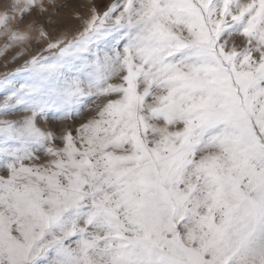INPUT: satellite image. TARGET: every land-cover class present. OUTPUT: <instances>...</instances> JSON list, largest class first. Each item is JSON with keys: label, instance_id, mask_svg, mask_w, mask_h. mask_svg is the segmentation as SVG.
Instances as JSON below:
<instances>
[{"label": "snow or ice", "instance_id": "6c2138e0", "mask_svg": "<svg viewBox=\"0 0 264 264\" xmlns=\"http://www.w3.org/2000/svg\"><path fill=\"white\" fill-rule=\"evenodd\" d=\"M67 7L0 0V264H264V0Z\"/></svg>", "mask_w": 264, "mask_h": 264}, {"label": "rangeland", "instance_id": "374dc122", "mask_svg": "<svg viewBox=\"0 0 264 264\" xmlns=\"http://www.w3.org/2000/svg\"><path fill=\"white\" fill-rule=\"evenodd\" d=\"M63 2V0H62ZM93 0H67L68 7L64 9L62 13L63 21L66 25L65 28L61 29L60 31H68L69 29L74 28L79 24L74 17L76 13H82L87 15V8L86 6L91 5ZM116 0H100L101 7L103 10V5L115 3ZM60 33H57L59 35ZM6 37L3 34H0V45L3 44ZM15 54V50H10L8 53L4 55H0V80H3L6 74L13 73L18 67L23 64V58L17 60L15 63H12V57ZM2 91V89H0ZM3 97H0L2 100ZM15 119V116H8V117H0V119Z\"/></svg>", "mask_w": 264, "mask_h": 264}]
</instances>
